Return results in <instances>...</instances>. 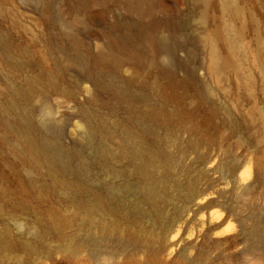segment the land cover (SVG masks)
Listing matches in <instances>:
<instances>
[{
    "label": "rangeland",
    "instance_id": "obj_1",
    "mask_svg": "<svg viewBox=\"0 0 264 264\" xmlns=\"http://www.w3.org/2000/svg\"><path fill=\"white\" fill-rule=\"evenodd\" d=\"M0 264H264V0H0Z\"/></svg>",
    "mask_w": 264,
    "mask_h": 264
},
{
    "label": "bare ground",
    "instance_id": "obj_2",
    "mask_svg": "<svg viewBox=\"0 0 264 264\" xmlns=\"http://www.w3.org/2000/svg\"><path fill=\"white\" fill-rule=\"evenodd\" d=\"M131 1L137 4L140 0H131ZM156 23L157 21L154 20L148 23L136 22L134 24V31L135 33H141L147 37L148 48L151 51L164 50L167 51L171 56H173L178 45L176 33L173 32L168 36H166L164 39H158L150 33L151 30L154 28L153 25ZM212 48L214 55L213 64L216 68L219 65L220 58L218 57V55H216L215 46H213ZM56 132L57 130H51L52 134ZM88 138H89V142L93 143L94 140L93 130L89 132ZM130 142L131 143L134 142L133 137L131 138ZM42 148L48 153L49 157L53 159L61 168L63 169L72 168V159L74 154L71 151H68L63 147H61L51 136L43 137ZM131 151L134 152L135 148H132Z\"/></svg>",
    "mask_w": 264,
    "mask_h": 264
}]
</instances>
